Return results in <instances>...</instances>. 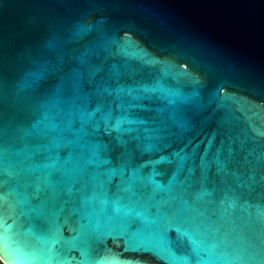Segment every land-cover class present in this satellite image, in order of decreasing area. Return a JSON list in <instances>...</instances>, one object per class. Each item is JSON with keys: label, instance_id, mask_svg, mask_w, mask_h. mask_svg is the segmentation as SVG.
<instances>
[{"label": "water", "instance_id": "obj_1", "mask_svg": "<svg viewBox=\"0 0 264 264\" xmlns=\"http://www.w3.org/2000/svg\"><path fill=\"white\" fill-rule=\"evenodd\" d=\"M3 264H264V0H0Z\"/></svg>", "mask_w": 264, "mask_h": 264}, {"label": "flooded vegetation", "instance_id": "obj_2", "mask_svg": "<svg viewBox=\"0 0 264 264\" xmlns=\"http://www.w3.org/2000/svg\"><path fill=\"white\" fill-rule=\"evenodd\" d=\"M0 264H3V262L0 260Z\"/></svg>", "mask_w": 264, "mask_h": 264}]
</instances>
